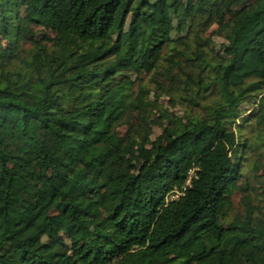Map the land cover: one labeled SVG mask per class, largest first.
<instances>
[{
	"label": "trees",
	"instance_id": "trees-1",
	"mask_svg": "<svg viewBox=\"0 0 264 264\" xmlns=\"http://www.w3.org/2000/svg\"><path fill=\"white\" fill-rule=\"evenodd\" d=\"M255 119L264 0H0V264H264Z\"/></svg>",
	"mask_w": 264,
	"mask_h": 264
},
{
	"label": "rangeland",
	"instance_id": "rangeland-1",
	"mask_svg": "<svg viewBox=\"0 0 264 264\" xmlns=\"http://www.w3.org/2000/svg\"><path fill=\"white\" fill-rule=\"evenodd\" d=\"M217 44L219 45L220 42L222 41L220 39V37L216 36L215 37ZM219 47V46H218ZM157 105H159L160 110H162L163 113H166L167 115H173L175 112H179L182 111L183 107L182 106H175L174 103L171 101L170 97L166 94H163L159 101L157 102ZM250 106V105H248ZM239 126L242 125H238L235 124L234 127H236L237 132H239ZM253 126V127H252ZM253 128V129H252ZM123 132H126L128 129V124H124L121 128H120ZM264 125L262 124H258L256 122V119L250 122V125H248L247 127H243L244 130V135L243 137H241L242 139H244L245 136H247V142H251L254 136H256L257 134H259L260 136H263L264 139ZM161 128L156 126L155 127V135L160 132ZM240 138V139H241ZM245 156H247L248 158V162L246 163L244 170L246 171V173L249 172L250 170V166L249 164L255 160H261V162L259 163V169L256 172V175L253 174L252 176H248L247 177V182L249 183L247 190L249 191L251 197L254 200L255 204H259L262 205L264 204V176H263V170L262 167H264V141L262 143V147L259 148L258 150L255 149H248L245 152ZM250 174V173H249ZM240 185H242V181L239 182ZM246 190H242L239 189L235 192L234 196H233V203H234V213L233 216L239 215V216H244V207H242V198H243V193H245ZM181 194V192L179 194H177L175 197H178ZM264 237V236H262Z\"/></svg>",
	"mask_w": 264,
	"mask_h": 264
},
{
	"label": "built area",
	"instance_id": "built-area-1",
	"mask_svg": "<svg viewBox=\"0 0 264 264\" xmlns=\"http://www.w3.org/2000/svg\"><path fill=\"white\" fill-rule=\"evenodd\" d=\"M180 193V192H179Z\"/></svg>",
	"mask_w": 264,
	"mask_h": 264
}]
</instances>
